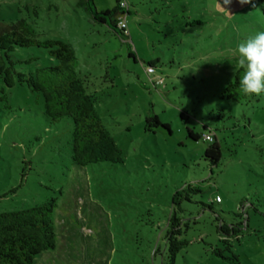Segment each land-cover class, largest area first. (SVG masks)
Segmentation results:
<instances>
[{"label": "rangeland", "instance_id": "obj_1", "mask_svg": "<svg viewBox=\"0 0 264 264\" xmlns=\"http://www.w3.org/2000/svg\"><path fill=\"white\" fill-rule=\"evenodd\" d=\"M117 1L93 3L103 13ZM121 1L127 37L78 0H0L1 25L24 18L40 39L73 46L124 155L121 164L76 167L72 119L50 123L41 95L27 85L7 89L0 78V213L56 201L57 245L35 264H161L154 252L175 195L193 185L202 192L183 203L189 244L176 264H264V95L222 97L238 69L237 45L264 30V0ZM14 60L24 73L57 63L36 47L17 48ZM152 117L161 126L148 124ZM187 128L216 139L219 166L204 157L212 143L193 141ZM222 221L244 226L225 259L216 254Z\"/></svg>", "mask_w": 264, "mask_h": 264}, {"label": "trees", "instance_id": "obj_2", "mask_svg": "<svg viewBox=\"0 0 264 264\" xmlns=\"http://www.w3.org/2000/svg\"><path fill=\"white\" fill-rule=\"evenodd\" d=\"M117 3L112 11L103 13L97 12L93 0H78L77 5L94 14L99 22L109 23L117 33L127 37L129 35L119 28L118 23L128 14V6L123 9L120 6L121 0ZM33 47L46 50L57 63L49 67H38L29 73L18 72L15 67L19 61L14 60L16 49ZM130 57H134L132 52ZM78 68L79 60L75 50L66 41L40 39L34 26L24 18L8 26L0 24V78L5 87L13 89L16 85H27L33 93L41 95L44 100L43 114L50 123H58L64 118L72 119L71 158L76 167L85 168L100 163L121 164L124 162L123 151L99 115L98 98L89 91V76H82ZM147 71H155V63H149ZM240 75L239 69L232 74V80L222 94L223 98L235 102L249 98L238 94ZM3 97L8 99L6 94ZM147 123L161 126L157 117L148 118ZM164 127L169 129L168 125ZM187 134L193 141L202 137L205 142L212 143L205 150L204 157L213 166L221 164V148L211 134L201 136L190 128H187ZM207 136L211 139H206ZM200 192L197 186L190 185L176 193L163 235L164 243L158 245L154 252V258L159 256L161 264H176L178 254L189 244L184 236L190 225L183 222L180 213L185 212L183 203L192 202V195ZM216 202L222 201L216 199ZM205 206L213 209V205ZM55 208L56 201L51 199L30 209L0 213V264H35L38 256L56 248ZM243 228L242 224L230 226L224 221L220 222L218 230L224 248L216 249L218 256L225 259L224 252L232 250L233 241L240 243ZM233 256L239 259L237 254Z\"/></svg>", "mask_w": 264, "mask_h": 264}, {"label": "clouds", "instance_id": "obj_3", "mask_svg": "<svg viewBox=\"0 0 264 264\" xmlns=\"http://www.w3.org/2000/svg\"><path fill=\"white\" fill-rule=\"evenodd\" d=\"M232 0H225L230 4ZM250 0H240L241 4ZM225 10L229 11L226 7ZM237 68L241 71L238 79V94L242 96L264 95V30L257 31L242 40L236 48Z\"/></svg>", "mask_w": 264, "mask_h": 264}, {"label": "built area", "instance_id": "obj_4", "mask_svg": "<svg viewBox=\"0 0 264 264\" xmlns=\"http://www.w3.org/2000/svg\"><path fill=\"white\" fill-rule=\"evenodd\" d=\"M120 6L123 9L124 8H127V5L125 3H123L122 1L120 3ZM118 26H119L120 29H123L124 30V33L128 34V25H127V20H126V17L125 16L120 19V21L118 23ZM149 72H151V71H149ZM206 139H211V138L209 136H207ZM217 201L218 202H221L222 200H221L220 197H218L217 198Z\"/></svg>", "mask_w": 264, "mask_h": 264}]
</instances>
